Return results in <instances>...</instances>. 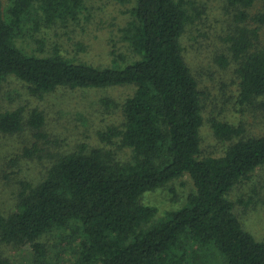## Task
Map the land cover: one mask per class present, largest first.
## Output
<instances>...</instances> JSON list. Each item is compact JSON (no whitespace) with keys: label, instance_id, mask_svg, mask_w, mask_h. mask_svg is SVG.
Wrapping results in <instances>:
<instances>
[{"label":"trees","instance_id":"trees-1","mask_svg":"<svg viewBox=\"0 0 264 264\" xmlns=\"http://www.w3.org/2000/svg\"><path fill=\"white\" fill-rule=\"evenodd\" d=\"M120 1L130 6L124 50L97 65L48 37L81 23L87 0H0V91L10 77L32 96L133 87L122 101L100 100L122 118L99 134L100 146L58 150L41 177L20 182L13 207L0 213V264H264V240L237 210L254 202L231 196L264 168V134L250 136L213 113L214 138L226 147L205 153L202 129L212 110L184 55L194 22L188 1ZM225 5L220 59L238 64L240 102L264 108V0ZM46 122L38 107L3 110L0 137L29 127L46 140ZM185 176L192 189L181 195L172 183ZM169 186L173 196L162 205L147 201ZM2 246L28 248L29 263Z\"/></svg>","mask_w":264,"mask_h":264},{"label":"rangeland","instance_id":"rangeland-1","mask_svg":"<svg viewBox=\"0 0 264 264\" xmlns=\"http://www.w3.org/2000/svg\"><path fill=\"white\" fill-rule=\"evenodd\" d=\"M187 1L194 22L182 40L184 55L212 110L202 129L204 152L218 155L226 146L214 138L212 114H219L233 124H243L250 136H260L264 134V108L240 102L238 64L230 61L227 65L220 59L219 36H224L227 30V0ZM87 6L89 10L81 23L54 31L48 35L49 41L57 43L71 57L108 65L112 51L124 50L120 30L129 20L130 6L120 0H87ZM261 41L264 42V29ZM34 43L31 47L39 49L40 44ZM81 45L86 46V51H81ZM132 93L133 87H125L101 91L60 89L32 96L21 80L10 77L0 91V111L19 106L42 109L47 116L42 133L48 137L46 140L36 137V131L29 127L18 135L0 137V213H7L13 207L21 181L37 180L43 175L56 151L72 149L82 141L100 146L99 134L112 125L122 124L121 112L104 110L100 100L109 97L119 102ZM191 185L189 176L172 183L181 195L188 193ZM170 189L171 186L169 192L150 193L147 201L162 205L169 195L173 196ZM231 196L237 202L253 200L254 204L247 208L239 205L237 210L244 226L264 240V168L251 181L237 187ZM1 250L12 260L29 263L28 248L2 246Z\"/></svg>","mask_w":264,"mask_h":264}]
</instances>
